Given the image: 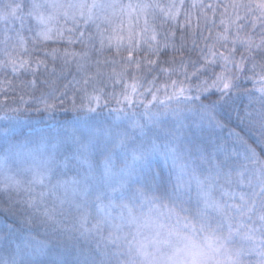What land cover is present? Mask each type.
<instances>
[{"label": "snow or ice", "instance_id": "1", "mask_svg": "<svg viewBox=\"0 0 264 264\" xmlns=\"http://www.w3.org/2000/svg\"><path fill=\"white\" fill-rule=\"evenodd\" d=\"M0 264H264V0H0Z\"/></svg>", "mask_w": 264, "mask_h": 264}, {"label": "trees", "instance_id": "2", "mask_svg": "<svg viewBox=\"0 0 264 264\" xmlns=\"http://www.w3.org/2000/svg\"><path fill=\"white\" fill-rule=\"evenodd\" d=\"M189 2H190V0H189ZM213 2H215V0H213ZM193 22H194L193 23V29L190 30V33H191V31H194V29H195V15H193ZM181 24H183V18L181 19ZM18 26L19 25L17 24V27ZM213 31H215V30H213ZM25 34L28 35L29 37H31V35H32L31 33H28L27 31L25 32ZM205 35H207V33H205ZM199 43L201 44V46H203V41L202 40H200ZM188 46L191 47V34L189 36ZM64 47H68L69 50H72L71 46H67V45H65L62 42L49 43L47 48H43L41 51H39L38 55L41 58H43L45 51H50L52 48L63 49ZM75 50L76 51L80 50V45L79 44L75 45ZM61 64H62V61H60V60L56 61L57 75L56 76H52L51 75V68H52L53 65H52L51 59L49 57V71L48 72H44L43 68L41 69V74L39 76V87H41L42 89H45V90L48 89V85H45L43 83L45 80L55 81L56 82L55 86L56 87H60L61 89H63L64 86H66V85L70 84V82H72L73 76L75 75V66L72 65L69 69H66L64 71L63 76H61L60 72H59V68H60ZM69 72H71V75L69 74ZM29 79H31V77H29ZM248 87L251 88V84H249ZM107 90L108 91L112 90V86H111L110 83L107 86ZM38 94L39 93H37V95Z\"/></svg>", "mask_w": 264, "mask_h": 264}]
</instances>
